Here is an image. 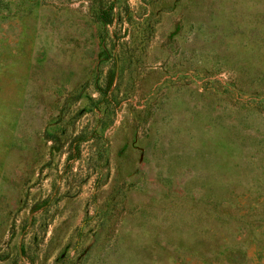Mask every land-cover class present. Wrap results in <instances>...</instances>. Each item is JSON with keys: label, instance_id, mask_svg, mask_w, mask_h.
Returning <instances> with one entry per match:
<instances>
[{"label": "rangeland", "instance_id": "374dc122", "mask_svg": "<svg viewBox=\"0 0 264 264\" xmlns=\"http://www.w3.org/2000/svg\"><path fill=\"white\" fill-rule=\"evenodd\" d=\"M0 264H264V0H0Z\"/></svg>", "mask_w": 264, "mask_h": 264}]
</instances>
